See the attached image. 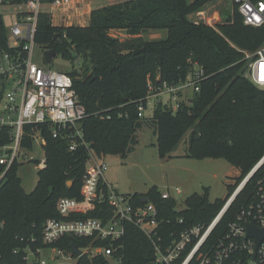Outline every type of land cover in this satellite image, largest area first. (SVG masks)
I'll list each match as a JSON object with an SVG mask.
<instances>
[{"label":"trees","instance_id":"trees-1","mask_svg":"<svg viewBox=\"0 0 264 264\" xmlns=\"http://www.w3.org/2000/svg\"><path fill=\"white\" fill-rule=\"evenodd\" d=\"M209 1L117 2L93 9L90 22L84 27L54 26L48 13L41 14L36 43L46 50H55L57 56L72 63L78 59L81 62L70 75L86 116L78 125L82 138H72L74 129H64L58 138H53L50 125L26 128L28 132L41 131L46 140V167L38 172L39 181L31 193L22 187L20 163L8 170L0 186L2 263L23 264L21 257L12 254L23 245L20 239H41L45 223L61 219L57 211L59 199L82 198L83 177L91 155L127 159L138 144L137 132L144 124L155 127L162 159L169 157L190 132L188 158L224 159L236 167L240 176L228 186V196L262 161L264 90L245 77L244 56L235 47L256 50L264 42V28L244 25L235 0L233 14L218 30L189 19L195 8ZM152 30H167L168 37L158 41L145 39L144 35ZM113 32H124L126 39L114 37ZM199 68L205 79L189 103H182L177 110L157 104L150 121L140 115L151 84L156 88L164 82L177 85ZM4 143L0 138V147ZM73 143L76 149L71 151ZM23 148L32 151L34 145L26 139ZM3 169L0 165V171ZM263 176L264 164L222 221L231 220ZM141 196L134 195L137 204L141 203ZM145 196L157 206L163 220L174 221L172 225L179 218L187 224L210 223L225 202L211 203L209 189H205L202 195L189 197L182 211L177 200H162L157 188ZM85 217H100L99 207ZM72 243L85 245L81 239L68 238L67 250ZM104 244L110 243H100ZM117 245L122 246L123 264H152V244L133 225L127 226L125 237Z\"/></svg>","mask_w":264,"mask_h":264},{"label":"built area","instance_id":"built-area-1","mask_svg":"<svg viewBox=\"0 0 264 264\" xmlns=\"http://www.w3.org/2000/svg\"><path fill=\"white\" fill-rule=\"evenodd\" d=\"M87 1L0 0V138L5 141L0 147V165L4 168L0 171V186L8 170L15 163L21 164L26 156L23 148L26 139L44 150L46 140L41 131L28 132V126L50 125L53 138H58L64 129H74L76 134L72 138H82L78 125L86 112L79 104L71 75L34 62L33 51L42 13L49 14L54 26L58 25L53 20L59 18L60 27H84L92 12ZM235 4L244 25L264 28V0H235ZM198 16L204 18V13ZM235 48L244 56L245 77L264 90V42L254 51ZM204 79V71L199 68L177 85L164 82L156 88L151 84L140 115H144L152 98H156L157 104L177 110L200 92ZM165 94L170 96L167 103L160 101ZM75 149L73 143L70 150ZM98 159L91 155L88 162L82 198L59 199L57 211L61 219L47 221L41 239H20L23 245L12 254L21 257L23 264H123L122 246L117 243L125 237L129 225L151 242L152 264H264V240L257 245L256 239L248 235L247 226L264 229V176L252 186L245 203L231 220L222 221L260 169L259 165L227 195L213 221L187 224L179 218L172 225L174 221L163 220L154 203L142 202L147 196L142 195L141 203L137 204L134 195H120L105 178L108 165ZM91 161L94 164L89 166ZM37 165L39 171L44 169L46 157ZM176 192L180 190L176 188ZM160 194L162 200L175 199L169 191ZM98 207L100 217H85ZM68 238L84 241L83 246L76 244L81 255L73 253L71 246L67 250ZM101 242L110 244L100 245ZM1 259L2 256L0 264H4Z\"/></svg>","mask_w":264,"mask_h":264},{"label":"rangeland","instance_id":"rangeland-1","mask_svg":"<svg viewBox=\"0 0 264 264\" xmlns=\"http://www.w3.org/2000/svg\"><path fill=\"white\" fill-rule=\"evenodd\" d=\"M124 1L127 0H88L87 2L93 11V9ZM233 6V0H211L204 6L195 8L189 19L218 30L219 25L226 22L228 15L233 14ZM199 13H204V18L198 16ZM53 23L58 26L62 25L59 18H55ZM112 35L122 40L126 39L124 32H113ZM167 37V30H152L144 35V38L149 41L163 40ZM44 51L42 46L36 45L33 51L34 62L68 74L72 73L74 68L80 67V60L72 63L64 59L62 55L56 56L51 63H48L44 57ZM189 96H192L191 91H189ZM169 99L170 96L167 94L160 97V101L164 103H167ZM155 103L157 104L156 98H152L143 115L146 120L150 121L153 118ZM172 105L176 107L175 102ZM155 130V127L149 124H144L142 129L138 130V144L127 159L119 155H108L98 159L108 165L105 178L120 195H147L152 188H157L160 193L169 191L178 201L182 211L185 210V201L189 197L194 194L202 195L205 189H209L211 203L227 197L228 186L234 185L240 176V171L236 167L224 159L188 158L190 132L178 142L169 157L162 159L157 146L158 137ZM24 153L26 156L21 160L18 176L22 180L23 189L31 193L39 181V169L35 161H42L45 151L36 145L32 151L26 150ZM93 164L91 161L89 166ZM176 188L180 190L179 193L176 192Z\"/></svg>","mask_w":264,"mask_h":264},{"label":"water","instance_id":"water-1","mask_svg":"<svg viewBox=\"0 0 264 264\" xmlns=\"http://www.w3.org/2000/svg\"><path fill=\"white\" fill-rule=\"evenodd\" d=\"M45 54H46V61L48 63H51L53 59L57 56V52L55 50H47ZM262 164H264V158L258 164L259 165L258 168L261 167ZM148 200H149L148 197H144L142 199V202L147 203ZM247 226H248V235L254 237L256 239L257 245H259L264 240V229L259 230L251 224H248ZM71 249L73 253H75L77 256L81 255V251L79 250L76 244L71 245Z\"/></svg>","mask_w":264,"mask_h":264},{"label":"crops","instance_id":"crops-1","mask_svg":"<svg viewBox=\"0 0 264 264\" xmlns=\"http://www.w3.org/2000/svg\"><path fill=\"white\" fill-rule=\"evenodd\" d=\"M90 22V21H89ZM89 24V23H88ZM107 180V179H106Z\"/></svg>","mask_w":264,"mask_h":264},{"label":"snow or ice","instance_id":"snow-or-ice-1","mask_svg":"<svg viewBox=\"0 0 264 264\" xmlns=\"http://www.w3.org/2000/svg\"><path fill=\"white\" fill-rule=\"evenodd\" d=\"M262 10H264V9H262Z\"/></svg>","mask_w":264,"mask_h":264}]
</instances>
